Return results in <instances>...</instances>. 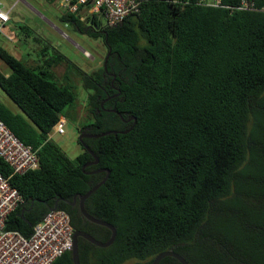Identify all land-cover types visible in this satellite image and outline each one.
<instances>
[{"label":"trees","instance_id":"1","mask_svg":"<svg viewBox=\"0 0 264 264\" xmlns=\"http://www.w3.org/2000/svg\"><path fill=\"white\" fill-rule=\"evenodd\" d=\"M248 1L261 11L238 10L240 0H221V8L141 0L140 12L116 27H102L96 15L85 25L82 9L64 13L63 23L100 37L108 53L101 69H77L92 115L82 133L125 132L136 119L126 134L82 139L98 159L91 166L82 147L71 160L47 136L76 100L69 77L59 82L54 69L65 63L68 74L75 65L20 26L44 42L40 57L52 55L27 66L0 46L8 70L0 71V89L21 112L0 103V120L38 162L9 178L0 158V173L23 199L5 229L30 237L49 211L62 210L74 230L107 242L110 230L78 209V196L105 176L88 173L107 169L84 209L116 237L107 248L79 238L80 264H151L170 250L188 264H264V0ZM52 264H73L71 253Z\"/></svg>","mask_w":264,"mask_h":264},{"label":"rangeland","instance_id":"2","mask_svg":"<svg viewBox=\"0 0 264 264\" xmlns=\"http://www.w3.org/2000/svg\"><path fill=\"white\" fill-rule=\"evenodd\" d=\"M6 10H10V20L2 32L7 36L5 39L0 35V46L9 51L13 56L24 62L27 66H39L43 64L46 56H51V49L39 56L42 44L47 43L64 55L73 65L67 74V66L62 63L54 69L56 79L61 82L67 75L69 84L72 85L76 100L73 106L66 107L63 111L64 134L59 135L51 131L48 139L56 145L69 159L73 160L82 153L78 139L82 133L83 125L88 124L92 115L87 107L88 92L83 88V82L77 69L85 74H91L104 66L107 58V48L99 37L97 39L77 31L69 23H63L61 17L65 11L60 8V1L49 3L45 0H0ZM67 13V12H66ZM70 14V13H69ZM89 13L83 10L79 13L80 21L88 25ZM104 27V20H100ZM26 26L32 30L40 40L39 45L33 36L26 37L20 31V26ZM0 71L7 72V68L0 61ZM62 83V82H61ZM59 83V84H61ZM64 83V82H63ZM0 103L5 105L12 113L20 114V110L0 89ZM81 132V133H80ZM82 147V148H81ZM125 264H132L128 262Z\"/></svg>","mask_w":264,"mask_h":264},{"label":"built area","instance_id":"3","mask_svg":"<svg viewBox=\"0 0 264 264\" xmlns=\"http://www.w3.org/2000/svg\"><path fill=\"white\" fill-rule=\"evenodd\" d=\"M198 3L223 7L221 0H198ZM140 5L141 0H60V8L65 12L77 14L80 9L86 10L89 16L96 15L99 20H104L105 27H116L138 14ZM237 9L261 11L248 0H240ZM9 15L10 10H6L0 1V35L4 38L7 36L2 30L10 20ZM59 122L51 131L63 135L64 121ZM36 152L21 142L0 120V158L11 169L9 178L36 170ZM9 178L0 173V264H52L63 254L71 252L74 229L68 214L62 210L49 211L33 227L30 237L5 229L8 216L23 203L21 195L10 185Z\"/></svg>","mask_w":264,"mask_h":264},{"label":"water","instance_id":"4","mask_svg":"<svg viewBox=\"0 0 264 264\" xmlns=\"http://www.w3.org/2000/svg\"><path fill=\"white\" fill-rule=\"evenodd\" d=\"M107 57H108V55H107ZM106 60H107V58H106ZM112 112L115 113V111H112ZM129 121H133V124L130 127V129H128L125 132H107V133H102L100 135H92V134H82V135H80V137H79L78 140H79V142L82 143L83 149L85 151H87L93 157V161L92 162H89L86 166L97 165L98 164V159L91 152V150L89 148H87L85 146V144H83L82 139L83 138H91V139H94V138H99V137H102V136H105V135H108V134H117V133L126 134L127 132H129L133 128V126L136 123V119L134 117H132V118H129L126 122H129ZM84 168L85 167H83V169ZM96 173H105V176H104V178L102 179V181L99 184H97L95 187H93L86 194L78 196V209H79L80 214L82 215V217L85 220L89 221L92 224L99 225V226H102V227H105V228L109 229L110 232H111V236H110V238H109V240L107 242L102 243V242L97 241L96 239H94L89 234H87V233H85L83 231L74 230L72 250L70 252L71 253V258H72L73 264H80V262H79V256H78V239L79 238H82V239L88 241L90 244H92V245H94V246H96L98 248H107V247H109L114 242L115 237H116V230H115V228L111 224H109L107 222H104L102 220H98V219L93 218L84 209V202L99 187H101L106 182V180L109 177V170H107V169H99V170H96L94 172H90L88 174H96ZM75 204H76V197L73 199V202L71 203V205H75ZM166 257H171V258L177 260L180 264H188L187 261L182 256H180L179 254H177V253H175V252H173L171 250L170 251H165V252H162V253L158 254L152 260L151 264H159Z\"/></svg>","mask_w":264,"mask_h":264},{"label":"crops","instance_id":"5","mask_svg":"<svg viewBox=\"0 0 264 264\" xmlns=\"http://www.w3.org/2000/svg\"><path fill=\"white\" fill-rule=\"evenodd\" d=\"M5 39H8V38H5ZM8 72V71H7ZM7 72H4V73H7Z\"/></svg>","mask_w":264,"mask_h":264},{"label":"flooded vegetation","instance_id":"6","mask_svg":"<svg viewBox=\"0 0 264 264\" xmlns=\"http://www.w3.org/2000/svg\"><path fill=\"white\" fill-rule=\"evenodd\" d=\"M72 206H74V205H72Z\"/></svg>","mask_w":264,"mask_h":264}]
</instances>
